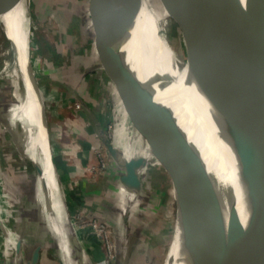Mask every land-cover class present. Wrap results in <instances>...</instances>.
Instances as JSON below:
<instances>
[{
    "label": "water",
    "instance_id": "95a60500",
    "mask_svg": "<svg viewBox=\"0 0 264 264\" xmlns=\"http://www.w3.org/2000/svg\"><path fill=\"white\" fill-rule=\"evenodd\" d=\"M197 1L168 0V3L170 8H181V12L171 16L183 27L199 120L204 124L201 118L205 119L213 131L210 147L216 150L220 145L230 152V176L211 170L204 154L196 147L189 151L186 165L188 138L183 135L173 111L155 99L157 92L167 89L166 79L153 74L149 85L142 83L128 66L126 54L116 49L124 41L136 44L135 31L123 15L120 0H90L89 5L99 68L115 84L132 125L144 137L152 156L179 165L178 169L174 166L172 172L177 173L180 181L179 193L174 194V198L178 196L181 205L177 228L183 227L178 257L171 264H214L216 256L223 252L224 241L231 233H236L240 225L238 192L241 181L248 182L254 205H259L264 212V0H212L221 15L217 25L203 15H196ZM133 9L138 11L137 6ZM187 35L199 42L211 66L192 59L187 49ZM22 68L44 110L41 91L31 68L29 47ZM204 102L213 107L211 113ZM6 110L8 113L9 107ZM42 116L47 129L44 111ZM6 131L14 138L15 134ZM100 136L107 156L120 168L118 182L127 199L128 208L120 210L117 227L113 228L116 237L114 260L119 257L116 264H124L121 261L127 252L128 204H135L141 198L142 175L153 163L142 156L124 159L123 153L114 146L113 138L106 140L104 130ZM26 159L35 170V179L43 178V169L36 161L32 157ZM52 163L54 169L53 156ZM192 169L193 185L191 191H187L185 173ZM54 175L56 178L55 169ZM56 182L59 189L57 178ZM43 185L48 192L50 186L46 180ZM47 202L52 213V227L61 241L62 257L58 263L67 264L72 253L76 255L73 242L76 232L72 223L64 218L61 200L57 204L52 199ZM249 231L250 235L242 240L241 249L245 254L250 251L254 257H264V236L253 228ZM256 240H259V247L253 244ZM41 249V246L34 247L28 264H40ZM21 250L19 242L16 244L18 257Z\"/></svg>",
    "mask_w": 264,
    "mask_h": 264
},
{
    "label": "rangeland",
    "instance_id": "374dc122",
    "mask_svg": "<svg viewBox=\"0 0 264 264\" xmlns=\"http://www.w3.org/2000/svg\"><path fill=\"white\" fill-rule=\"evenodd\" d=\"M150 2L158 10L162 8L163 0H150ZM89 5L90 0H29L28 47L31 68L45 104L44 111L49 129L44 126V130L46 138L50 137L53 162L56 144L54 141L58 140V131L61 130L63 132L61 141L72 139L75 136L72 134L73 131H77V137L90 142L93 151L92 154L90 153L91 160L89 159L88 165L85 164L86 168L79 165L80 174L74 177L68 174L65 177L61 176L58 162L57 165L54 162L56 178L61 190L60 200L64 218L72 223L75 232H86L95 240L91 244L95 248L91 249L87 241L81 242L77 235H74L76 255L72 253L73 257L71 256L66 263L116 264L119 257L114 260L116 237L113 228L117 227L120 219L119 209L123 211L127 209L121 206L124 200L118 182L120 168L107 156L99 133L101 129L97 131L95 123L98 122L97 116L100 115L104 118L101 124L102 130L110 123L116 125L117 103L110 76L99 68V59L93 46L94 33ZM178 10L181 12V8ZM162 13L168 20L163 34L166 48L188 64L181 23L172 18L173 14L170 11L165 13V8ZM6 45L0 38V139L2 138L0 140V264H28L35 246L42 248L40 264H59L58 260L62 257L61 241L53 228L48 229L43 206L38 199V193H35V186H38V183L34 177L36 175L34 168L29 160L19 156L11 135L4 130L2 124L3 120L11 122L10 113H7L6 109L15 104L11 95L14 91L12 81L5 75L1 76L5 63L1 53ZM116 49L126 54L128 66L131 69L135 68V71L132 69L134 74L140 72L141 82L147 84L139 64L135 62L137 59L134 58L131 45L127 46L124 41L118 44ZM51 51L62 56L65 65L56 68L50 60ZM50 93H52L51 97ZM155 96L158 103L167 106L157 94ZM167 103L173 111L168 97ZM177 122L179 124V121ZM125 124H128V133L134 140V151L136 150L140 156L148 155L153 164L142 175L141 198L135 204H128L130 209L125 245L127 252L121 262L170 264L173 236L176 234L181 208L178 204V196L174 198V194L179 193L180 181L177 173H173L172 169L174 166L178 169L179 165L155 159L144 137L134 128L130 118ZM65 128L72 129L68 131L71 132L70 135H65ZM115 131H117L116 127ZM112 138L113 133L108 131L106 140ZM100 155H103L109 173L108 169H102ZM68 164L74 165L71 162ZM71 197L77 199L71 200ZM93 220L108 227L113 244L112 255L109 254L105 242H101L88 227L89 222ZM19 242L22 243V250L18 257L16 244ZM253 244L259 247V240L254 241ZM99 253H103L104 256L97 259L96 255Z\"/></svg>",
    "mask_w": 264,
    "mask_h": 264
},
{
    "label": "bare ground",
    "instance_id": "6f19581e",
    "mask_svg": "<svg viewBox=\"0 0 264 264\" xmlns=\"http://www.w3.org/2000/svg\"><path fill=\"white\" fill-rule=\"evenodd\" d=\"M120 2L124 17L135 31L136 44H131V47L144 73L147 84L151 83L150 78L153 74H158L167 81V89L156 94L170 108L167 103V97L169 98L182 133L188 138V144L185 147L186 165L187 159H189V151L196 147L204 154L211 170L224 176L232 175V166L229 160L232 157L229 156L231 155L230 152L220 145L217 146L219 148H216V150L210 147L209 140L213 138V131L205 119L201 118L204 124L199 120L201 116L197 112L194 102V91L191 87L187 64L169 52L164 42L163 34L168 25V20L162 12L165 8V13L170 11L175 15L179 13V7L170 8L168 0H163L162 8L159 10L153 6L154 4L150 0H120ZM28 3L29 0H0V38L7 44L1 53L5 58L4 70L1 72V76L5 75L12 81L14 91L11 95L15 100V104L9 106L11 122L3 120L2 124L6 130L13 135L15 134V139L12 137V141L19 156L23 159L32 157L43 169L44 176L43 178L38 177V179L41 182L45 198L47 201L52 199L57 204L61 190L57 187L52 165V152L50 153L51 146H48L50 139L49 137L46 138L42 121L44 110L41 108V101L38 102L36 95L30 89L29 76L22 68L28 52L30 37ZM134 6L138 7V11L133 9ZM195 11L196 15H203L216 25L221 17L212 0H198ZM187 49L192 59H199L205 66H211L206 55L200 50L199 42L189 35H187ZM132 69L135 71V68ZM203 104L205 107H209L206 102ZM212 111L213 107L211 106L210 113ZM122 126L123 128L128 127V124ZM113 139L115 144V131ZM138 156L140 155L128 154L123 155V158L129 159ZM142 157H147L151 161L148 155ZM44 180L50 186L48 192L42 185ZM192 185L193 169L191 172L187 173L186 171L185 173L187 191H191ZM250 192L248 182L241 181L238 192L240 225L238 231L231 233L224 241L223 252L216 256L214 264H264V257H254L250 251L245 254L241 249L243 238L250 235V228L264 236V212L259 205H254ZM182 227L181 225L176 228L175 244L172 246L170 264L178 257ZM12 244L15 243L12 242Z\"/></svg>",
    "mask_w": 264,
    "mask_h": 264
},
{
    "label": "crops",
    "instance_id": "0c3cea01",
    "mask_svg": "<svg viewBox=\"0 0 264 264\" xmlns=\"http://www.w3.org/2000/svg\"><path fill=\"white\" fill-rule=\"evenodd\" d=\"M92 29H93V25H92ZM93 33H94V31H93ZM126 45L128 46L127 42H126ZM94 49L96 51L95 46H94ZM96 55H97V52H96ZM134 58H135V56H134ZM62 60H63V57H62ZM135 62L138 63L137 60ZM140 69H141V67H140ZM140 71H142V69ZM139 73L136 74L138 77H139V75H141ZM142 74L144 76V73H142ZM111 83H112L111 86H112L113 95L115 96L116 103H117V106L115 107V118H116V122H117V124H116V130L117 131H115V139L116 140H115L114 146L116 145L115 146L116 149L119 152L123 153V155H128V154H136V155H138V153H136L137 151L136 150L134 151V145H133L134 140L131 139V137H130V135L128 133V127L127 128H123V126H122L123 124L128 122V119H129L127 110H126V108H125V106L123 104V101L121 99L120 93L118 92L115 84L113 82H111ZM51 95H52V93L49 94L50 97H51ZM60 96H62V94ZM63 96H65V95H63ZM67 118H69V117H67ZM103 119L104 118L102 116H100V115L97 116L98 122L95 123L97 131L99 130V128L102 130V128H101L102 125L101 124L103 122ZM59 127H61V126H59ZM72 128H73V126H72ZM60 129H62V128H60ZM70 130H72V129L71 128H65V135L66 136L70 135L71 132H68ZM101 130L99 131V133L101 132ZM72 134L75 135L72 139H70V140L69 139H65L66 141H61L62 136H63V132H62V130H61V132L58 131V135H59L58 138H57L58 140L54 141L56 143L55 147H54V152H53L54 153V158H55L56 165H57V162H58L59 171H60L59 173L63 177L67 176V174L69 176H72V177L76 176L77 174H80L81 168L79 167V165H81V167H85V164L88 165L89 159L91 160L90 156H91V154L93 152L90 142H87L86 140L79 139L77 137V135H78L77 131L76 132L73 131ZM70 150L72 151V153H70ZM69 162L73 163L74 165H69L68 164ZM109 172L110 171L108 170V173ZM105 173H107V171ZM36 182L38 183V186H35V191H36L35 193L36 194L38 193V199L41 201V204L43 206L44 214L46 216L45 217L46 218V223L48 224L47 225L48 229L49 228H53L52 224H51V222H52L51 213H50V210H49V208L47 206L48 202H47V200L45 198L43 189L41 187V184H40V181H39L38 178H36ZM33 187L34 186L32 185V188ZM120 189H121V187H120ZM31 190L29 192H31ZM102 190H104L103 186H102ZM121 196H123V200H124V204H122L121 206L125 207V209H127L128 208L127 204H126L127 203V199H126V196H125V194L123 193L122 190H121ZM76 199H77V197H75V199H73L71 197V200H76ZM73 202H75V201H73ZM115 207H116V209L118 208L116 205H115ZM119 211H120V209H119ZM48 219H49V222H48ZM76 233H77L76 235H77L79 241H81V242L82 241L83 242L87 241V244L90 245L91 249L95 248L94 245H91V244H93L95 242V240L93 239V236H89V234H87L86 232H83V231L76 232ZM175 235L176 234H174V236H173V246L175 244ZM87 238L89 240H86ZM102 256H104L103 253H99V254L96 255L97 259L100 258V257L102 258ZM40 262H41V260H40Z\"/></svg>",
    "mask_w": 264,
    "mask_h": 264
},
{
    "label": "built area",
    "instance_id": "2783aa9c",
    "mask_svg": "<svg viewBox=\"0 0 264 264\" xmlns=\"http://www.w3.org/2000/svg\"><path fill=\"white\" fill-rule=\"evenodd\" d=\"M115 127H116V125H113L112 123H110L104 128V131L106 133L109 131V133L112 132L114 134ZM99 160H100L102 169H105V170L108 169L107 165L104 162L103 155H100ZM88 227L92 230L93 234L101 242H105V245H106V247H107V249L109 251V254L112 255L113 244H112V242L110 240V232L108 230V227L105 224H103V223H99L97 220H93L92 222H89Z\"/></svg>",
    "mask_w": 264,
    "mask_h": 264
},
{
    "label": "trees",
    "instance_id": "16d2710c",
    "mask_svg": "<svg viewBox=\"0 0 264 264\" xmlns=\"http://www.w3.org/2000/svg\"><path fill=\"white\" fill-rule=\"evenodd\" d=\"M93 45H94V42H93ZM51 53L52 54L50 55V60L56 68H59V67L65 65L63 60H62V56H60L58 53H55L52 51H51ZM55 164H56V162H55Z\"/></svg>",
    "mask_w": 264,
    "mask_h": 264
}]
</instances>
